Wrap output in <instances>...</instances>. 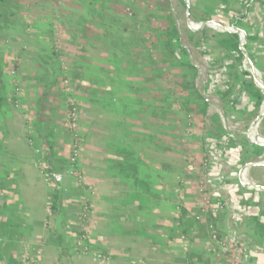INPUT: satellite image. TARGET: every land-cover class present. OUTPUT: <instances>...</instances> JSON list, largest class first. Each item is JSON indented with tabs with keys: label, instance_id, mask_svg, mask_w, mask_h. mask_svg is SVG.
<instances>
[{
	"label": "crops",
	"instance_id": "obj_1",
	"mask_svg": "<svg viewBox=\"0 0 264 264\" xmlns=\"http://www.w3.org/2000/svg\"><path fill=\"white\" fill-rule=\"evenodd\" d=\"M2 3L12 8L17 0H0V5ZM10 13H5L0 6V22L12 19ZM189 13L193 22L210 20L230 26L235 23V28L244 31L247 53L264 84V0H252L246 7L240 0H189ZM28 19L25 16L22 23L24 32H0V67L3 69L0 80V264H227L221 245L216 246L211 241L207 224H212L221 241L232 239L234 228L236 241L245 242L248 247L236 255L237 264H264V215L256 210L243 214L246 218L235 226L228 214H211V200L207 205L197 202L196 194L192 195L183 185L187 183L184 177L147 160L143 152L148 142L146 120L156 117L152 114L155 112L148 113L141 108L133 112L132 107L145 105L149 99L156 101L161 94L155 91L156 86L131 80V71L126 72L127 82L123 81L125 88L121 91L110 86L113 80H108L104 87L106 94H93L95 74L92 70L101 69L102 63L111 58L108 53L107 56L91 51L81 53L78 40L81 34L77 32H67L63 37L70 57L66 65L70 70L81 71L77 76H86L78 80L72 74V97L81 104L89 100L88 109L81 107V111L89 112L92 119L86 129L82 123L84 139L78 162L82 180L64 175L56 184L61 190V214L53 219L49 193L54 186L47 182L44 170L49 166L52 172L68 168L70 135L63 104L56 100L54 94L58 93L47 75L50 67L60 61L56 50L49 46L53 35L46 25L29 24ZM6 40L11 46L2 45ZM202 43L206 44L205 50L210 51L213 44L205 40ZM238 88L234 107L226 111L232 123L245 129L256 119L260 109L253 107L255 97L246 86L238 85ZM102 96L112 100L110 105L97 103ZM120 99L131 106L128 113L114 105H118ZM215 120L216 133L225 132L218 116ZM195 129H198L196 125ZM155 136L156 129L154 137H150ZM43 142L51 144L48 163L41 158ZM236 142L239 145V141ZM121 144L140 156L136 161V174L127 170L119 172L117 163L135 162V158L116 156V148ZM253 149L249 144L242 151L249 154ZM240 157L232 162L233 176L240 165L252 160L247 158L242 163ZM248 171L263 170L250 167ZM142 181H148V190ZM231 191V197L240 191L251 194L237 184ZM214 192L211 189L210 194ZM82 203L87 207L84 221ZM181 204L187 213L179 219ZM247 215H257V219ZM197 216L200 219H196ZM53 226L63 237L66 255L59 251L51 233Z\"/></svg>",
	"mask_w": 264,
	"mask_h": 264
},
{
	"label": "rangeland",
	"instance_id": "obj_2",
	"mask_svg": "<svg viewBox=\"0 0 264 264\" xmlns=\"http://www.w3.org/2000/svg\"><path fill=\"white\" fill-rule=\"evenodd\" d=\"M5 5L2 3L0 6L5 13L11 12L12 19L0 22V32H24L22 23L25 21V16H28L29 24L31 22L46 25L47 31L53 35V41L49 46H53L56 50L55 53L60 61L56 66L50 67L47 75L58 93L54 96L63 104L64 110L67 99L72 97L73 91L66 92L60 87L59 82L64 76L63 72L70 80L71 87L73 73L78 80L81 77L86 79L84 75L77 76L81 71L70 70L66 65L69 56L66 53L68 48L63 42V37L67 32L81 34L78 38L81 53L91 51L95 54L102 53V56H107L108 53L111 58L109 62L102 63L101 69L92 70L98 80L105 82L104 85H97V82H94L95 88H104L108 80H113L110 86L118 87V91H121L123 87L125 88L123 81L127 82V73L134 67L137 70L131 72L133 75L131 80L136 83L142 80L145 85L156 86L155 91L161 94L156 101L149 99L146 100L145 105L132 107L133 112L141 108L148 113H156H152L156 117L151 119L147 117V135H145L146 140L148 136L154 137L156 129L155 140L146 142L143 152L151 163L156 166L160 164L163 170L164 167L171 168L173 174L184 177L187 183L183 180L185 183L183 185L187 186L192 195L196 194V201L207 205V196H210L211 189H218V186L215 181L208 179L203 163L209 137L217 134L216 116L221 124L218 106L222 105V101L217 94L205 92V82L207 83L210 70H213L208 65V59L214 61L221 55L214 45L210 51L213 48L215 52L205 50L206 44L202 43L200 38L201 34L209 36L218 32V29L203 26L204 32L201 33V28H194L190 23L193 21L187 17L185 0H17V4L12 8ZM170 16L176 26L179 42L187 50L186 54L179 51L170 54L167 51L165 34L169 28ZM197 23L199 22H194ZM11 44L9 40L2 41V45L11 46ZM183 62H189L192 67ZM197 94L207 101V106L201 102ZM88 101L83 104L77 101L82 132L84 130L82 126L88 128L92 119L89 112L81 111V107L88 109L90 105ZM154 105L160 107H153ZM158 115L162 117L159 118ZM195 125L198 127L197 130H194ZM237 129L244 130L242 125ZM257 134L264 137V131L260 126ZM134 137H131L132 140H135ZM83 139L82 134L81 150ZM172 143L176 144L173 146ZM192 145L196 147L193 148ZM260 150V154L256 153V149L249 154L244 150L242 152L248 159H252L251 161H259L264 156V149ZM69 153L68 146V155ZM146 170L145 168V172ZM222 170L223 168H220L214 173ZM245 177L251 182L264 184L263 171H247ZM244 196L248 198L250 209L244 206L239 208L235 204L239 212L248 214L258 210L264 215V190ZM228 219L232 222L231 216L228 215Z\"/></svg>",
	"mask_w": 264,
	"mask_h": 264
},
{
	"label": "built area",
	"instance_id": "obj_3",
	"mask_svg": "<svg viewBox=\"0 0 264 264\" xmlns=\"http://www.w3.org/2000/svg\"><path fill=\"white\" fill-rule=\"evenodd\" d=\"M187 3V11L189 10V0H185ZM244 7L249 6L252 2V0H240ZM264 23V21H263ZM193 27L196 29H202L203 26H205V22H199L197 24H194L192 22ZM211 28L218 29V32H229L231 30H235L239 34V48L243 52V58L248 54L247 53V40H246V33L240 29L235 28L234 26L229 25H220L216 22H213L209 25ZM248 62L243 59L242 61V67H245L246 70H251L261 81V77L259 72L256 70L254 66L252 68L248 66ZM208 65L210 68L212 67L213 70H210V74L208 78H210L211 83L217 82V83H223L225 80L226 74L229 71L228 67L225 68H218L215 66V63L213 60L208 59ZM262 82V81H261ZM60 83V87L63 91L71 92L72 87L70 80L64 75L62 77V80ZM17 91V89H16ZM234 98H231V101ZM230 101V102H231ZM263 101V100H262ZM15 104H17L15 102ZM263 107V104L261 102L260 107ZM226 110V107H224ZM260 109V108H259ZM66 121L65 125L66 128L69 131L70 134V141H69V155H68V169L65 171H58V172H51L50 175H46L47 168L44 170L45 178L47 182L51 185L58 184L62 181L64 175L75 177L78 181L82 180V176L80 172L78 171L77 164L79 162V157L81 153V142H82V129H81V122H80V113L79 108L77 106V102L74 98L68 97L67 104H66ZM221 117V122L224 127V135H222L219 139H210L206 145V157L204 159V170L206 171L208 175V179L211 181H215L217 184L218 189H214V193L210 194V196H207V201L210 202V208H211V214L218 216L222 213H226L229 216L232 217L233 223L235 226L240 225L242 221L244 220V215L242 212H239L236 209L235 203L232 200L231 195L229 194L230 188H232L234 185H236L235 177L232 175L230 168L232 165V162L237 159L240 156L241 148L234 139L238 135L239 132H246L250 126L247 128H243L244 130L240 131L237 129L239 126L238 123L232 124L231 119L228 117H224L223 114L219 113ZM257 139L264 144V137L260 135H256ZM246 137L247 141L251 144L249 136ZM258 162H261L263 164L264 162V156L263 159L259 160ZM220 168H223L221 172L214 173L215 170H219ZM249 168L245 169L241 173V178L243 181L251 182L246 177L245 174L247 173ZM202 189L199 190L201 192ZM203 194V193H202ZM83 204V215L82 220L84 221L87 216V207L84 203ZM196 219H200L199 216L196 217ZM207 228L210 231V239L211 241L216 244V246L221 245V248L223 252L225 253V257L227 258L228 262L227 264H237V258L236 255H238L241 251H245L247 249V245L245 242H241L239 239V246L236 241V236L234 237V228L232 229L231 233L233 235V238L230 240L221 241L218 238L217 231L214 229L212 224H207ZM184 239L185 237L182 236ZM82 248L85 247L84 243L81 242L80 245ZM226 254H230V256H226Z\"/></svg>",
	"mask_w": 264,
	"mask_h": 264
},
{
	"label": "trees",
	"instance_id": "obj_4",
	"mask_svg": "<svg viewBox=\"0 0 264 264\" xmlns=\"http://www.w3.org/2000/svg\"><path fill=\"white\" fill-rule=\"evenodd\" d=\"M170 19V23H169V28L165 34V38H166V48L168 49L167 51L170 54H175L176 51H179L183 54L187 53V50L184 46H182L179 42V37H178V33L176 30V26L174 24V21L172 19V17H169ZM239 20V19H237ZM235 23H232V26L235 27ZM201 41L205 40V41H209L211 42L214 46H216V49L220 52L221 57H217L214 59V63L217 64L218 68H225L228 67L229 71L226 74L225 80L223 81V83H211L210 78H207V83H206V92L209 93H214L217 94L220 98V100L222 101L223 104H225V107L228 110V107H234L237 99L235 98L236 96H238V85H243L246 86L252 93L253 97H255V101L253 104V107L256 108L257 110L259 109L261 102L263 100V94L260 92V90L256 87L252 76L247 73L246 71H244L242 69V61H243V52L240 50L239 48V37L237 33H231V32H215L209 36H202L200 38ZM220 63H219V62ZM185 63L187 66L192 67V65L189 62H183ZM1 66V65H0ZM131 72H134V70H131ZM2 75H3V69L0 67V80L2 79ZM63 75H66L65 72H63ZM209 75V74H208ZM93 81L97 82V85H104V81L102 80H98L97 77L94 76V78L92 79ZM240 91V90H239ZM110 93H114L113 90H109ZM93 94H106L107 90L105 88H93L92 90ZM197 96L200 98L201 102L204 103L205 106L208 105L207 101L201 96L198 95ZM101 99L97 102L102 104L103 106H107L110 105V103L112 102L111 99H107L105 96L100 97ZM231 98L232 99L231 101ZM2 101V96L0 94V103ZM231 101V102H230ZM117 104H114L115 106H118L119 109H122L123 111H126V113L129 112V110H131V106L128 104V101L126 102L125 100H117ZM113 105V106H114ZM121 110V111H122ZM264 124V121L262 122L261 125ZM221 129V128H220ZM222 135H224V132L222 130H220V133L215 134L214 135H210L209 139H219ZM235 140L239 141V145L241 148V153H240V158L242 161V163L244 161H247V157L246 155L242 152V149L246 146L249 145L250 143L247 141L246 137L244 136H236L234 137ZM153 138L148 136V140L147 141H152ZM251 146H253V148L256 149V153L260 154V149L257 148L255 145L251 144ZM43 154H41V158L43 160H45L47 163L51 157V144L48 142H43ZM116 156L120 157V158H135V162L134 163H125L122 164V162H120L119 164L117 163V167H119V172L121 171H129L132 174H136L137 169H138V165L136 163L137 159L140 158V156L137 155V152L132 149L129 148L127 146H123L122 144L117 146L116 148ZM45 172V171H44ZM52 172V168L49 166L47 169V173L46 175H50V173ZM136 181V178H135ZM137 182H140L137 180ZM143 187L145 188V190L149 189L148 186V181L143 182ZM53 189L52 191L49 193V201H50V213L53 216V219H55L57 216H59L61 214V209H60V204H61V190L60 188L54 184L53 185ZM252 197V196H251ZM232 200L233 202L237 205V206H244L246 209H250V205L249 202L247 201L248 198L244 197V193L240 192H236L233 196H232ZM182 205V204H181ZM180 211H179V219H182V217L185 216V214L187 213V210L185 209V207L179 206ZM258 212V210H257ZM259 213V212H258ZM260 214V213H259ZM250 217L249 215H247L248 218H251L253 220L257 219V215ZM55 217V218H54ZM246 218V216L244 217V219ZM62 222L64 223V218H62ZM51 228V233L52 235L55 237L57 246L59 248V251L62 255H66V252L62 246L63 244V237L62 235H60L56 229L53 227ZM182 233V232H181ZM185 237V236H184ZM18 264H21L20 262Z\"/></svg>",
	"mask_w": 264,
	"mask_h": 264
},
{
	"label": "water",
	"instance_id": "obj_5",
	"mask_svg": "<svg viewBox=\"0 0 264 264\" xmlns=\"http://www.w3.org/2000/svg\"><path fill=\"white\" fill-rule=\"evenodd\" d=\"M187 15H188L187 17L190 19L189 10L187 11ZM190 23H192V22H190ZM212 23H213V21H210V20L205 21V26L208 27ZM229 32L238 34V32H236L235 30H231V29ZM238 36H239V34H238ZM246 40H247V37H246ZM243 59L245 61H247L250 65V67L252 68L253 65L251 63L249 55L247 54ZM242 68L244 71H246L247 73H249L253 77V81H254L256 87L263 94L262 104L264 105V84L260 81V79L251 70H246L245 67H242ZM205 92H206V82H205ZM218 108L225 118L228 117V113L223 107L218 106ZM263 121H264V111H262V106H261L260 110H259V114L256 117V119L252 122L250 128L246 132H239L238 135L249 136L251 144L255 145L259 149H264V144L262 142H260L256 136L257 135V129ZM250 167H256V168L264 171V164H262L261 162H258V161H249V162H245L244 164L240 165L237 168V170L235 171L234 177H235L237 185L240 188H242L243 190H245L246 192H249L251 194H253V193L256 194L259 190H264V184H261V183L258 184L255 182H246V181H243L241 178L242 171H244L245 169L250 168Z\"/></svg>",
	"mask_w": 264,
	"mask_h": 264
},
{
	"label": "bare ground",
	"instance_id": "obj_6",
	"mask_svg": "<svg viewBox=\"0 0 264 264\" xmlns=\"http://www.w3.org/2000/svg\"><path fill=\"white\" fill-rule=\"evenodd\" d=\"M247 64H248V66H250L249 63H247ZM262 111H264V105H263V107H262ZM263 164H264V162H263Z\"/></svg>",
	"mask_w": 264,
	"mask_h": 264
}]
</instances>
